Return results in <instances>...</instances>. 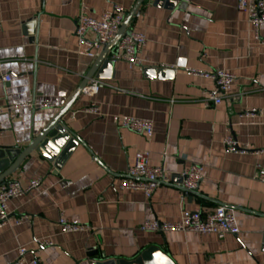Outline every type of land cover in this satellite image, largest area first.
Masks as SVG:
<instances>
[{
	"label": "crops",
	"instance_id": "0c3cea01",
	"mask_svg": "<svg viewBox=\"0 0 264 264\" xmlns=\"http://www.w3.org/2000/svg\"><path fill=\"white\" fill-rule=\"evenodd\" d=\"M138 0H1L0 108L47 103L48 109H23L16 117L0 113V148L24 150L69 102L96 58L83 56L75 36L82 7L100 19L115 5L127 14ZM239 0H180L178 7L146 0L129 26L145 35L144 68L117 62L102 73L99 93L74 103L64 121L80 142L72 144L59 167L34 152L12 175L26 188L39 189L8 203L11 215L0 228V264H14L18 248L43 264H92L106 259L133 260L150 246L160 247L175 264H264V44ZM127 16V15H126ZM264 37V26L259 29ZM95 40L92 33L87 35ZM111 53L109 54L110 58ZM176 68L219 69L237 76L218 106L206 107L203 92L214 84ZM12 81L6 83L3 75ZM92 103L99 115L87 114ZM257 109L255 117L242 116ZM125 116L151 120V138L120 128ZM234 136L247 153L224 146ZM138 151H149L153 166H164L162 182L148 200L120 184ZM205 167L199 189L180 201L182 172ZM218 206L234 210L240 234L143 233L145 220L174 222L183 211L203 215ZM87 224L91 232L64 233L62 216ZM30 221L17 225L16 219ZM36 240L52 246L40 248ZM95 253H97L95 255Z\"/></svg>",
	"mask_w": 264,
	"mask_h": 264
},
{
	"label": "built area",
	"instance_id": "2783aa9c",
	"mask_svg": "<svg viewBox=\"0 0 264 264\" xmlns=\"http://www.w3.org/2000/svg\"><path fill=\"white\" fill-rule=\"evenodd\" d=\"M1 3V0H0ZM238 10L245 12L249 17L250 24L256 31V40L264 44V37L259 35V29L264 26V0H239ZM127 10L121 5H115L110 12L105 13L100 19H95L89 15L85 7H82L77 21L75 36L79 47V53L83 56L96 58L98 51L103 46L111 42L118 34L125 18ZM92 33L95 40H90L87 35ZM147 45L144 34L129 30L121 37L110 55V60L114 63L125 62L131 68H144L142 54ZM160 68L181 70L185 74L211 81L214 90L203 92V102L206 107L220 105L228 96L232 86L237 81V76L231 72L219 69H198V68H176L174 66L161 65ZM2 80L6 83L12 81L9 74L3 75ZM103 81L91 79L82 90V94L94 98L100 91ZM264 94V88L261 90ZM51 105L47 103H25L9 105L0 108V113L7 111L11 117H16L23 109H48ZM87 114L99 115L100 109L97 104L92 103L84 110ZM257 109L246 110L242 116L247 118L255 117ZM119 127L130 130L137 134L151 138L154 134V124L151 120L139 119L125 116L116 120ZM1 132V130H0ZM224 146L230 153H247L248 148L241 146L239 142L230 135L224 139ZM258 153L264 154V150ZM205 167L202 164H191L182 174V194L180 201L183 204L191 192H196L204 178ZM255 179L264 182V169L259 168L255 174ZM169 177L164 166H153L150 161L149 151H138L135 154L134 163L127 170V179L120 184V189L124 191L142 192L146 199L150 200L159 184L168 182ZM42 180L36 179L24 188L17 181L8 182L0 186V228L4 227L10 220L8 203L10 200L18 199L24 195L41 187ZM24 221H30L29 216H21L16 219V224L20 225ZM59 224L64 233L91 232L92 228L87 224L70 222L62 214ZM143 233H168V232H193L200 235H216L224 238L231 234L238 236L240 227L234 210L227 206H218L214 211L203 215L200 211H183L179 220L174 222L160 220H145L139 227ZM40 248L52 246L51 242L36 240ZM28 249L25 246L18 248V260L14 264H43L40 258L34 256L30 260L26 259ZM92 264H96L93 262Z\"/></svg>",
	"mask_w": 264,
	"mask_h": 264
},
{
	"label": "water",
	"instance_id": "95a60500",
	"mask_svg": "<svg viewBox=\"0 0 264 264\" xmlns=\"http://www.w3.org/2000/svg\"><path fill=\"white\" fill-rule=\"evenodd\" d=\"M146 0H138L133 9L127 14L116 37L105 45L96 58L90 72L83 83L77 89L69 102L58 112L53 120L42 132L24 149L0 148V186L5 185L8 179L14 175L22 163L37 152L49 162L59 167L60 161L65 157L72 144L80 142L79 138L70 131L64 118L71 111L76 100L82 95V90L91 79H103L102 73L106 68H112L115 63L109 58L116 44L128 31L133 19L140 14V8ZM154 5L166 4L169 7H178L180 0H153ZM182 190V187H181ZM194 193V192H191ZM97 253H95L96 255ZM97 264H175L174 261L158 246H150L133 260L100 258Z\"/></svg>",
	"mask_w": 264,
	"mask_h": 264
}]
</instances>
